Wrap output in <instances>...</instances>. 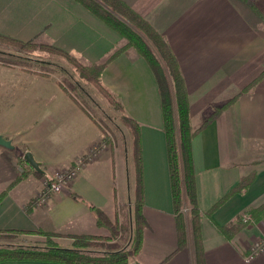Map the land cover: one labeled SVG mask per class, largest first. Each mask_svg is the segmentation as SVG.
I'll return each instance as SVG.
<instances>
[{
	"label": "crops",
	"instance_id": "crops-1",
	"mask_svg": "<svg viewBox=\"0 0 264 264\" xmlns=\"http://www.w3.org/2000/svg\"><path fill=\"white\" fill-rule=\"evenodd\" d=\"M123 1L165 38L185 81L192 127L199 130L192 151L205 264H264V253L250 262L246 257L264 234V216L231 237L221 229L264 204V0ZM0 35L53 45L85 64L100 63L124 47L103 69L101 81L140 126L147 227L141 250L129 264H194L190 235L179 248L162 100L148 61L76 0H0ZM49 62L34 57V71L23 75L32 84L12 89L15 101L0 123V135L13 145H0V230L53 232L56 244L70 247L71 236L108 233L91 206L111 219L122 209L132 212L134 142L129 131L124 150L107 145L110 139L83 103L44 66ZM216 105L222 109L203 127L207 110ZM103 142L98 157L79 169L69 189L41 201L44 174L71 168ZM26 152L41 164L42 175L31 166L23 168L20 158ZM20 170L27 177L19 179ZM248 176H253L250 184L238 189Z\"/></svg>",
	"mask_w": 264,
	"mask_h": 264
},
{
	"label": "trees",
	"instance_id": "trees-1",
	"mask_svg": "<svg viewBox=\"0 0 264 264\" xmlns=\"http://www.w3.org/2000/svg\"><path fill=\"white\" fill-rule=\"evenodd\" d=\"M76 1L84 5L109 27L122 35L127 40L126 46L136 48L148 61L156 75L162 100L164 129L167 135L172 193L178 219L179 248L188 244V236L190 235L194 252V264H205L201 228L203 212L198 206L192 151V140L199 130H194L191 124L189 95L178 61L165 38L123 0ZM0 43L13 46L21 52L39 47L52 53L60 54L63 58L71 62L80 78L94 85L115 109L122 112L121 120L133 136L134 159L137 171V183L132 212L129 213L128 221L123 223L126 225V228H124L125 232H120L121 229L118 225L122 226L123 224H118L120 223L117 219L118 216L111 219L103 210L91 206L96 214L98 225L110 231V236L74 235L71 236L73 237L72 246L62 247L51 239L52 236L58 235L53 232H44L41 230L34 232L31 230L17 229L0 230V240L9 241L18 234H42L47 237L46 244L42 246L7 243L6 241L0 242V261L43 260L65 264H129L141 250L143 233L147 227V221L143 212L145 201L139 134L140 126L138 122L124 113L123 104L118 96L101 81L103 69L123 51L124 47L116 49L106 60L100 63L84 64L78 61L74 55L50 44L33 43L32 41L22 42L3 35H0ZM8 56L12 57L13 54ZM15 56L23 60L34 61L30 57ZM70 77L71 80L69 81L71 82L63 83V87L74 99L82 103L77 93L81 91L83 95L89 96V94L79 80L71 75ZM83 107L88 112L84 104ZM221 109H218V112ZM93 119L101 127V124L95 118ZM210 119L204 121L203 127ZM102 131L105 140L109 138V135L103 129ZM23 171H21L19 179L27 177V172ZM36 173L42 175L39 171H36ZM252 179L253 176L245 177L238 184L237 188H246ZM33 204L34 202L32 201L31 205ZM248 213L252 217L253 222H259L264 216V204L252 208ZM187 220L189 225L187 224ZM248 224L243 221L241 216L221 229L231 237L244 227H247ZM115 238H117L116 242L106 241ZM119 239L125 240V245L127 246H120L118 244Z\"/></svg>",
	"mask_w": 264,
	"mask_h": 264
},
{
	"label": "rangeland",
	"instance_id": "rangeland-1",
	"mask_svg": "<svg viewBox=\"0 0 264 264\" xmlns=\"http://www.w3.org/2000/svg\"><path fill=\"white\" fill-rule=\"evenodd\" d=\"M31 41L34 43V39ZM41 44H46V43H41ZM7 54L8 55L13 54V56L11 57V56H8ZM14 54L24 56V57H30L32 58V60H34V57L43 58L44 60H49V61L51 60V62H49L50 65H44V66L56 72L58 74V77H60V80L64 81L65 83L68 82L69 80H71L70 75L76 78L77 80H79L82 86L86 89L89 96L83 95V92L80 91V93H77L78 97L88 109L87 113L93 118H95L99 122V124H101V127L106 132V134L109 135L108 139H110V141L108 143L103 142V144L100 143L97 145L101 146L103 149L105 143H107V145L111 143V144H115V146H119L120 149L124 150V147L126 145L127 136H129L128 135L129 129L125 126V124L121 120L122 112L115 109L108 102V100L100 94V92L97 90V88L94 85H92L87 80L80 78L77 70L75 69V67H73V64L71 62L63 58V56L60 54L52 53L50 51L41 49L39 47H36L35 49H31L26 52L25 51L21 52L15 49V47L13 46L0 43V123L3 120H5L6 113L8 112V110H10L9 108L11 106V103L15 101L14 100L16 97L14 95L15 91H12V89L16 87H28L32 84V80L28 78L26 79L23 75L28 76V73H29L28 71L30 72L32 70L34 71V61L20 59ZM77 60L80 61L78 58ZM245 89H248V86L245 87L244 90ZM218 109H221V105H216L214 106L213 109L211 108V110L210 109L207 110V113L204 117V121L206 119L212 118L214 114H217ZM191 117L192 116H191V110H190V119H192ZM20 162L23 168L25 167V169L28 168V166H30L28 162L25 160L24 156H21ZM25 164H27V166ZM46 175L47 174H44V176ZM128 216H129L128 210L125 212L122 209L120 211V215L117 218L118 222H120L118 224H123L127 222ZM256 223L251 222L248 225H255ZM187 224L189 225V222ZM118 227H120L121 229L120 232H125L124 228H126V225L124 224L122 226L118 225ZM107 232L108 233L106 235H102V236L111 235L110 231L107 230ZM116 240L117 238L106 240V241L116 242ZM4 241H6L7 243H15V244H22V245L42 246L46 244L47 237L45 240L44 238H37V237L31 236L30 234H18L17 236H15V238L9 241L3 240V239L0 240V242H4ZM118 244L120 246H124L125 240L119 239Z\"/></svg>",
	"mask_w": 264,
	"mask_h": 264
},
{
	"label": "built area",
	"instance_id": "built-area-1",
	"mask_svg": "<svg viewBox=\"0 0 264 264\" xmlns=\"http://www.w3.org/2000/svg\"><path fill=\"white\" fill-rule=\"evenodd\" d=\"M102 147L97 144L93 145L89 153L85 156L77 159L72 168H69L64 171H57L50 175H46L44 179L45 186L41 193V201L44 202L46 198L53 193H61L66 189H69L70 184L76 178L79 169L86 163L93 161L100 152ZM243 221L245 223L253 222L252 217L248 212L242 214ZM264 253V234L252 242L250 246V252L247 254V261H253L257 256H260Z\"/></svg>",
	"mask_w": 264,
	"mask_h": 264
},
{
	"label": "water",
	"instance_id": "water-1",
	"mask_svg": "<svg viewBox=\"0 0 264 264\" xmlns=\"http://www.w3.org/2000/svg\"><path fill=\"white\" fill-rule=\"evenodd\" d=\"M0 145L6 146L8 148H13L12 142L10 140L5 139L3 136L0 135ZM25 160L30 164L32 168L35 170L44 173V170L41 168V164L36 162L32 153L26 152L24 155Z\"/></svg>",
	"mask_w": 264,
	"mask_h": 264
}]
</instances>
